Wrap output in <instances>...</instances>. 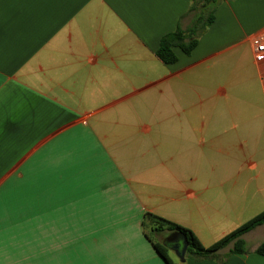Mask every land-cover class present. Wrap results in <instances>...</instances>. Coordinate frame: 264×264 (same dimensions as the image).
<instances>
[{
    "label": "crops",
    "instance_id": "obj_1",
    "mask_svg": "<svg viewBox=\"0 0 264 264\" xmlns=\"http://www.w3.org/2000/svg\"><path fill=\"white\" fill-rule=\"evenodd\" d=\"M190 5L0 0V226L24 237L0 245V264H165L145 214L208 247L264 211V61L251 43L264 0H221L195 49L165 64L159 42L190 26ZM174 234L151 238L176 264H264V224L224 262L230 246L174 260Z\"/></svg>",
    "mask_w": 264,
    "mask_h": 264
},
{
    "label": "trees",
    "instance_id": "obj_2",
    "mask_svg": "<svg viewBox=\"0 0 264 264\" xmlns=\"http://www.w3.org/2000/svg\"><path fill=\"white\" fill-rule=\"evenodd\" d=\"M221 0H191L189 15L191 16L190 26L182 30L180 27L171 34L161 38L156 55L165 64H173L177 61V56L173 52L174 48H179L182 53L189 55L197 46L198 38L203 35L214 21V12ZM264 224V211L257 214L232 232L228 233L212 245L204 247L197 237L188 229L169 222L163 218L152 214H145L142 221L143 234L165 264L174 263L168 250L158 242H154L151 234L160 235L164 232L177 233L185 238L187 250L185 258L193 260H212L217 253L227 247H231L228 254L222 260L224 262L231 255L246 254L247 249L242 236L256 227ZM255 253L264 256V243L260 244Z\"/></svg>",
    "mask_w": 264,
    "mask_h": 264
},
{
    "label": "rangeland",
    "instance_id": "obj_3",
    "mask_svg": "<svg viewBox=\"0 0 264 264\" xmlns=\"http://www.w3.org/2000/svg\"><path fill=\"white\" fill-rule=\"evenodd\" d=\"M21 186H17V189H15V193H19V190L21 189ZM4 192V191H3ZM5 202L0 200V210L5 209ZM153 237L157 236L155 234H151ZM24 239L23 235L20 232H17V230H15L14 233L12 234H7L4 230V227L0 226V245L1 244H10L12 242L14 243H19ZM168 239V238H167ZM6 246V245H5ZM174 260L178 259L176 257H174L175 255H171ZM0 259H1V251H0ZM33 264H36V260L32 261Z\"/></svg>",
    "mask_w": 264,
    "mask_h": 264
},
{
    "label": "built area",
    "instance_id": "obj_4",
    "mask_svg": "<svg viewBox=\"0 0 264 264\" xmlns=\"http://www.w3.org/2000/svg\"><path fill=\"white\" fill-rule=\"evenodd\" d=\"M251 43L253 46L254 61L262 63L264 61V28L255 34Z\"/></svg>",
    "mask_w": 264,
    "mask_h": 264
},
{
    "label": "water",
    "instance_id": "obj_5",
    "mask_svg": "<svg viewBox=\"0 0 264 264\" xmlns=\"http://www.w3.org/2000/svg\"><path fill=\"white\" fill-rule=\"evenodd\" d=\"M176 234L177 233H175L174 235H176ZM179 237L182 240L181 246H178L176 244H170V245H167V248L174 253L175 257L179 260V262L183 263L185 261V253L187 250V244H186L184 237H182L180 235H179ZM163 245L166 246L165 244H163Z\"/></svg>",
    "mask_w": 264,
    "mask_h": 264
}]
</instances>
